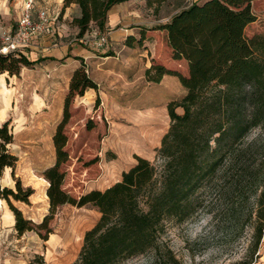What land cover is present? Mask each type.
<instances>
[{
	"label": "trees",
	"instance_id": "16d2710c",
	"mask_svg": "<svg viewBox=\"0 0 264 264\" xmlns=\"http://www.w3.org/2000/svg\"><path fill=\"white\" fill-rule=\"evenodd\" d=\"M125 1L128 0H64V8L72 3L79 6L80 14L74 17L73 24L79 29L78 37H82L94 27L106 31L110 10ZM168 1L147 0V4L159 14ZM252 2L179 1L166 23L140 32V43L148 38V31H157L164 35L168 46L167 56L157 54L153 58L145 71L146 79L157 83L164 75L177 76L186 93L168 104L170 127L155 161L136 155V164L123 172L120 181L104 190L79 195L65 186V164L70 158L66 127L73 98L98 86L84 67L74 72L63 119L54 135L56 161L43 172L41 196L46 205L49 203V213L38 224L25 218L12 202L13 198L29 203L34 189L24 187L19 178H15V189L1 184L7 168H12L15 177L19 157L11 149L14 133L10 123L0 125V198L14 212L18 234L47 229L43 238L48 240L52 232L49 222L61 206L91 204L101 216L86 232L72 264H119L145 254L158 247L167 220L183 222L198 212L201 190L224 179L232 187L241 182L247 172L243 144L258 128L259 244L264 228V32L247 34L248 26L259 20ZM36 63L22 53H0V71L10 75H18L22 67ZM178 108L183 111L178 112ZM238 168V174L230 175ZM95 172L100 173V168ZM87 175L85 171L83 181ZM74 248L75 243H71L67 251ZM170 260L179 264L172 253Z\"/></svg>",
	"mask_w": 264,
	"mask_h": 264
},
{
	"label": "rangeland",
	"instance_id": "374dc122",
	"mask_svg": "<svg viewBox=\"0 0 264 264\" xmlns=\"http://www.w3.org/2000/svg\"><path fill=\"white\" fill-rule=\"evenodd\" d=\"M179 1L186 0H170L159 14H153L161 22H167ZM252 6L259 20L248 26L249 36L264 32V0H253ZM153 38L149 42L140 43L136 38L127 42L136 51L146 53L148 50L150 56L153 52L167 56L168 46L164 35L156 33ZM107 52L114 51L107 49ZM87 74L92 79L90 73ZM127 74V80L135 83L130 88L125 89L124 82L120 84L116 78L103 77L101 82L105 83L106 90L98 92L91 104L80 101L83 95H76L72 100L71 118L66 127L70 158L65 164V186L74 195L92 189L104 190L115 183L120 175L114 167L116 159L119 153L127 150L116 135L140 124L138 115L145 109L144 105H153L151 107L158 111L156 117L161 116V104L157 103L161 98V89L153 82L148 85L145 74L141 77L133 69ZM112 83H118L119 87H115L118 89L111 87ZM63 114L46 122L26 123L21 133H18L13 121L9 122L14 133L11 149L20 156L15 178L21 179L18 174H25V179H21L23 186L27 187V182L34 186V195L29 203H20L13 198L12 202L25 218H32L36 224L49 213V203L46 205L41 196L45 184L42 178H45L44 168L56 161L54 135ZM166 125L170 126V119ZM141 126L140 131L134 130L127 137L128 142L138 147H144L154 135L153 128L148 124ZM259 133L260 129L256 128L245 139L243 147L247 172L237 186L228 185L224 179L204 188L200 191L201 206L193 217L183 222L167 220L156 249L119 264H175L170 260L171 253L179 264H264V242L261 238L258 244L256 228ZM156 156L151 161H155ZM95 168H100L101 172L95 174ZM239 170L230 171V175L238 174ZM85 171H88V175L83 181ZM11 177L10 174H3L2 183L15 189V180L12 177L13 182ZM100 216L98 208L91 204L83 207L71 204L61 206L49 222L52 229L49 239L53 236L55 243L43 238L48 233L47 229H35L19 235L14 227L0 234V264H6L5 260L17 264H72L78 258L86 232L95 226ZM71 243H75V248L68 252L67 246Z\"/></svg>",
	"mask_w": 264,
	"mask_h": 264
},
{
	"label": "crops",
	"instance_id": "0c3cea01",
	"mask_svg": "<svg viewBox=\"0 0 264 264\" xmlns=\"http://www.w3.org/2000/svg\"><path fill=\"white\" fill-rule=\"evenodd\" d=\"M23 2L24 0H0V33L17 26ZM44 9L53 16L54 32L51 35L35 38L32 47L25 54L29 60L37 61V63L22 67L18 75L0 71V125L13 121L14 126L18 127V133L22 132L26 123L46 122L64 113L71 79L74 72L81 67L90 73L98 85V90L89 88L81 97L80 101L85 104H91L98 96V92L106 90L105 83L101 82L103 77L116 78L120 84L124 82L125 89L134 86L135 83L127 80V73L133 69V72H138L141 77H144L146 69L152 65V60L157 53L153 52L150 56L148 50L146 53L136 51L129 46L127 40L140 39L142 30L166 23L156 18L157 15L153 14L154 9L148 6L147 0H128L116 4L109 12L106 24V32L109 35L108 45L105 48L95 49L84 44L81 37H78L79 29L73 24L74 17L80 14V8L76 3L64 8V0H36L33 10L34 19H37L38 12ZM156 33L157 31H148L146 40L153 41ZM107 49L114 52L108 53ZM147 83L150 85V81ZM153 83L162 91L161 98L157 100V103L161 104V116L156 117L158 111L151 107L153 105H144L145 109L138 115L140 124L132 130L121 131L116 135L123 143L127 142L125 146L127 150L119 153L116 159L114 167L116 173L119 172L120 175L115 179V183L121 180L124 171H128L136 164L135 155L149 160L154 159L161 146L162 138L170 127L166 125L170 119L168 104L186 93L180 79L174 75H164L160 82ZM111 87L115 88L119 85L112 83ZM177 111L182 112L181 108ZM144 124L153 128L152 138L145 143L144 147L128 142L129 133L134 130L140 131L141 125ZM15 154L20 157L19 154ZM52 165L54 162L46 166L44 171ZM6 174L12 175L15 180L16 176H13L12 168H7L4 171V175ZM24 175L18 174L22 180L25 179ZM2 180L3 177L2 186L12 187L9 184H3ZM26 185L34 187L30 182ZM33 195L34 193L31 197ZM15 221L14 212L8 202L0 198V234L13 230ZM48 240L50 243H55L53 236ZM4 263L17 264L12 260H5Z\"/></svg>",
	"mask_w": 264,
	"mask_h": 264
},
{
	"label": "built area",
	"instance_id": "2783aa9c",
	"mask_svg": "<svg viewBox=\"0 0 264 264\" xmlns=\"http://www.w3.org/2000/svg\"><path fill=\"white\" fill-rule=\"evenodd\" d=\"M188 1L191 2V0ZM34 7L35 0H24L17 26L0 33V53H22L25 55L27 50L32 47L35 38L53 34V16L44 9L40 10L37 19H34ZM81 41L90 47L101 49L108 45L109 35L106 31L94 27L81 37ZM262 241L264 242V228Z\"/></svg>",
	"mask_w": 264,
	"mask_h": 264
}]
</instances>
